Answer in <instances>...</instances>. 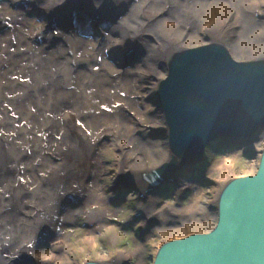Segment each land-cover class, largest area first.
Masks as SVG:
<instances>
[{
    "label": "bare ground",
    "instance_id": "1",
    "mask_svg": "<svg viewBox=\"0 0 264 264\" xmlns=\"http://www.w3.org/2000/svg\"><path fill=\"white\" fill-rule=\"evenodd\" d=\"M247 1L132 0L125 11L117 13L126 0H0V259L4 258L5 263L13 260L9 252L15 251L4 244L6 239L11 246L24 236L26 227L28 232H34L56 205L80 212L81 207L71 209L68 204L76 197L83 198L88 220L101 224L104 218L111 217L117 208L103 204L95 183L93 188L92 183L89 185L100 163L94 156L97 142L102 145L110 137L117 144L122 169L115 181L124 180L126 169L139 190L153 187L165 178L166 172L172 171L177 161L183 160L168 148L167 126L153 139L147 133V121L142 119L138 122L141 124L132 126L125 123L124 109L137 102V97L129 77H123L122 84L113 88L112 83L104 86L105 81L114 83L117 77V72L103 69V63L109 62L108 55L115 53L111 37L118 36L119 41L121 38L118 51L123 52L128 46L137 49L132 44L142 49L140 56L146 59L147 71L153 74L159 68L167 70L170 60L176 59L180 51L203 43L199 39L188 43L190 31L183 34L185 28L196 26L194 17H202L201 25L207 23L205 32L219 42L225 21L222 15L235 8L241 14V25L231 48L249 59L251 53L264 46V25H260L264 20L259 21L250 11L249 7H257V0ZM165 3L168 8L155 18L154 9H163ZM111 10L116 14L109 21L103 15ZM29 11L34 14L27 15ZM58 11L66 14L73 29H61L55 22L50 27V20ZM8 18L12 20L7 22ZM215 23L219 29H212ZM89 28L93 38L85 36L88 31L84 30ZM98 56L102 57L100 61ZM96 62H101L99 70H89L88 66ZM88 73L91 75L87 79ZM88 86L91 92L86 93ZM115 88L124 93H115ZM133 111L140 114L135 108ZM147 113L145 119L158 127L160 122L155 118L160 119L159 113H151L150 109ZM249 142L262 147L264 129ZM192 185L187 182L179 187ZM148 198L144 197L141 203L150 207L149 216H162V223L156 226L160 233L185 220L194 226L193 212L206 208L208 203L188 200L176 210L174 218L165 214L172 210L173 203ZM163 220H169L170 225L166 226ZM62 243L63 240H54L50 245L56 250L62 249ZM33 250L25 248L14 260L42 264L45 259L38 258ZM58 259L56 264L61 262V256Z\"/></svg>",
    "mask_w": 264,
    "mask_h": 264
},
{
    "label": "rangeland",
    "instance_id": "2",
    "mask_svg": "<svg viewBox=\"0 0 264 264\" xmlns=\"http://www.w3.org/2000/svg\"><path fill=\"white\" fill-rule=\"evenodd\" d=\"M64 1L62 0V3ZM131 1L126 0V5H121L116 12L121 13L125 11L127 4ZM239 1L245 4L248 2L247 0ZM256 4L257 7H249L251 8L250 11L255 14L256 19L262 21L264 20V13L262 12V9H264V0H257ZM164 5L163 9L162 6L154 9L153 14L155 18L166 11L169 6L167 3ZM246 11L248 10L246 9ZM32 14L34 13L30 11L27 13V15ZM115 14V11L111 10L107 11L103 17L112 21ZM240 15V12L235 8L231 11L226 10L222 15L225 21L221 28L218 26V23L212 26V29L220 28L223 31L222 37L217 43L227 47L233 57L237 59H242V55L233 51L231 47L236 42L238 30L240 29ZM65 16L66 14L60 11L55 13L54 17L50 20V27L55 22L61 29H73V26L66 21ZM139 16L140 19H143L141 15ZM191 16L193 19L194 15ZM194 18L196 26L188 30L185 28L183 32V34H186L187 31H190L188 43H192L194 39H199L201 43L214 42V36L209 32L206 33L205 28L207 27L201 25L202 17ZM11 20V18H8L7 22ZM260 25L262 26L264 23ZM183 29L184 26L178 32L179 35H181ZM84 31H88L85 36L94 37L91 35L92 28L85 29ZM118 38V36L116 39L111 37V41L115 46L113 49L115 53L109 54L108 57L111 60L109 59V62L103 63L104 70L117 72V77L114 78L116 81L114 83L105 81L104 86L109 87V83H112L113 88L119 83L122 84L123 77H129L128 79L132 82V91H135L133 94L136 95L137 102L125 107L126 109H124L123 114L124 121L129 126L147 121L146 123L150 127L147 128V133L155 139L157 137L155 133L161 131L162 134V131L164 129L166 130V124L161 117V109L156 94L158 81L161 77L165 76L166 70L159 68L158 72H153V74L149 72L150 70L147 66L146 59L140 56L142 49L132 44L137 49H131L128 46L125 51H118L116 50V46L119 45L121 47V38L120 41ZM105 43H108V41ZM74 50L78 52L77 48H74ZM253 54L254 52L251 53V55ZM101 58L98 56V61ZM262 58L264 57L257 59ZM151 60L153 59L151 58ZM20 61L22 62L21 59ZM158 61L159 63L162 62L160 57ZM159 63H156V67H159ZM100 64L101 62L93 63L91 66H88V69H93L96 72L99 70ZM89 75L91 74H87V79ZM92 87L99 88L96 86ZM113 90H115V93H124L121 88H115ZM87 92H91L89 86L86 88ZM134 108L140 113L139 115L134 114ZM149 109L151 113H159L160 119L155 118L156 121L161 123H159L158 127L150 124L153 122L145 119L146 115L149 116V113H147ZM141 120L142 122L138 123ZM108 138L109 140L102 143V145H99L100 143L97 142V149L94 152V156L96 161L99 160L100 163L95 167L97 174L94 175L93 179L91 177L89 185L92 183L93 188L95 183L96 188H98V193L103 196V204L117 208L116 210L113 209L111 217L108 219L104 218L101 224H96L91 219L88 220L84 211L85 204L83 198L76 197L72 203H68L69 207H72L71 209L81 207L80 212L76 210L72 212L64 205H56L53 212L48 216V219L44 220L41 226H38L34 232H28L26 227L24 236H20L13 245L9 246L8 243H11L9 239L4 241V244L11 251L15 252H9L13 255L11 262L5 263L3 258L0 259V264H28L24 259L14 260V257L16 255L19 256L27 247L33 248V252L38 258L45 259L42 264H56L55 261L59 260L58 258L60 256L62 258L61 262H57V264H82L87 259L102 260L107 264H151L157 247L163 241L191 232L206 231L212 226L214 222L215 200L222 184L233 176L246 174L253 168L255 169L261 148L260 145L251 146L250 143L237 147L235 144L223 146L217 142H209L205 144L200 158L177 161L172 171L166 172L168 174H165L163 180H159L151 188L146 186L143 190H139L138 185L130 181L129 171L126 169H123L125 170L124 180L121 182L115 181L117 174L122 169L118 164L120 151L118 150L119 147L117 144L110 141V137ZM99 147L100 150H98ZM187 182H192L194 185L180 189L179 184ZM150 196L160 203H173L172 210L169 212L166 211L165 214L174 218H177L176 210H180L188 200L194 203L203 200L208 203L206 204V208H197L193 212L192 216L196 221L194 226H191L190 222L185 220L184 223L175 224L174 226L176 228L162 229L163 233H160L156 226L162 223V216H149L150 207L147 204L143 205L141 203L144 197L148 198ZM190 197L194 199H190ZM163 222L167 223L165 224L166 226L170 225L169 220H163ZM83 238L84 242H82ZM54 240H63L65 244L62 243V249L58 247L55 250L50 245V242ZM5 255H7L6 252H4ZM115 257H119L120 259L114 260Z\"/></svg>",
    "mask_w": 264,
    "mask_h": 264
},
{
    "label": "water",
    "instance_id": "3",
    "mask_svg": "<svg viewBox=\"0 0 264 264\" xmlns=\"http://www.w3.org/2000/svg\"><path fill=\"white\" fill-rule=\"evenodd\" d=\"M168 65L156 94L169 150L195 160L209 142L240 147L264 129V58L237 59L223 44L205 42ZM213 220L206 231L160 243L151 264H264V145L255 175L221 186Z\"/></svg>",
    "mask_w": 264,
    "mask_h": 264
},
{
    "label": "clouds",
    "instance_id": "4",
    "mask_svg": "<svg viewBox=\"0 0 264 264\" xmlns=\"http://www.w3.org/2000/svg\"><path fill=\"white\" fill-rule=\"evenodd\" d=\"M205 26H207V23L205 24ZM264 57V46H261L256 52H254V54L252 55V59H257V58H261ZM247 175H255V169L253 168L252 170H250L249 172H247Z\"/></svg>",
    "mask_w": 264,
    "mask_h": 264
}]
</instances>
